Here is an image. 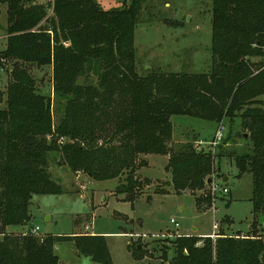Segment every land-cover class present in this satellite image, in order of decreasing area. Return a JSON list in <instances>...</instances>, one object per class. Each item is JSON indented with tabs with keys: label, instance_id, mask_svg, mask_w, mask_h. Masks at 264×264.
Returning a JSON list of instances; mask_svg holds the SVG:
<instances>
[{
	"label": "trees",
	"instance_id": "16d2710c",
	"mask_svg": "<svg viewBox=\"0 0 264 264\" xmlns=\"http://www.w3.org/2000/svg\"><path fill=\"white\" fill-rule=\"evenodd\" d=\"M36 1L0 0L8 6L3 54L14 61L6 107L0 108V264H57L59 240L73 241L79 254L100 264H115L103 234L39 238L32 233L33 196L64 193L52 177L50 153H60L73 173L118 179L116 192L132 203L151 182L138 173L149 154L169 156L167 170L177 193L206 190L220 167L192 143H170L173 115L242 116L251 148L230 155L239 177L252 174L254 220L245 236H177L171 240L175 255L170 264H264V237L257 233L258 216L264 214V0H212L209 72L151 70L144 75L138 72L135 48L142 0H124L123 8L111 10L95 0ZM48 7L53 15L42 25ZM20 61L54 64V89L70 97L58 126L52 121V98L37 91ZM88 64L97 82L79 83ZM3 95L0 89V102ZM10 226L30 231L15 234Z\"/></svg>",
	"mask_w": 264,
	"mask_h": 264
},
{
	"label": "rangeland",
	"instance_id": "374dc122",
	"mask_svg": "<svg viewBox=\"0 0 264 264\" xmlns=\"http://www.w3.org/2000/svg\"><path fill=\"white\" fill-rule=\"evenodd\" d=\"M49 1L37 0L36 3L48 5ZM95 2L103 10L123 8L125 5L124 0ZM52 7H48L42 25H46V19L53 15ZM212 14V0H142L140 20L135 31L138 72L142 75L151 70L209 72L212 67ZM8 26V6L0 4V89L4 92L0 108L6 107L7 85L14 64L3 54L8 45ZM20 63L33 77L37 91L52 98V121L54 127L58 126L70 97L54 89V64L38 66L31 62ZM89 65L85 66L79 83L97 82V73ZM260 99L264 100V96ZM171 120L173 135L170 143L175 147L192 143L198 152L210 153L214 159L213 167H220L219 174H216L218 171L213 172L211 178L227 186L229 193L213 195L209 185L206 190H198L195 194L189 190L177 193L171 182L172 175L167 170L166 155L152 154L146 159L147 165L138 170L141 178H148L151 182L143 191H137L139 195L132 203L125 199L126 194L116 192L118 179L96 180L81 172L77 180L78 172H71L61 161V154L50 153L52 177L62 185L64 193L33 196L29 226L32 229L40 227L35 234L41 238L50 234L73 235L94 230L105 235L115 264H170L175 255L171 240L181 233L211 234L214 221L222 226L220 232L226 235L240 232L245 236L251 233L254 220L253 177L249 172L239 177L235 157L230 155L251 148L242 116L224 115L220 120H206L173 115ZM219 122H224L228 130L221 144L214 146L211 141ZM221 153L224 154L222 157ZM225 176L228 177L226 181ZM208 195L210 202L201 200L197 203L199 196ZM173 219L180 224L178 228ZM8 231L27 233L30 227L10 226ZM257 233L264 237L263 213L258 216ZM54 248L59 257L57 264H100L79 254L71 240H59ZM165 251H168L167 259L163 258Z\"/></svg>",
	"mask_w": 264,
	"mask_h": 264
},
{
	"label": "built area",
	"instance_id": "2783aa9c",
	"mask_svg": "<svg viewBox=\"0 0 264 264\" xmlns=\"http://www.w3.org/2000/svg\"><path fill=\"white\" fill-rule=\"evenodd\" d=\"M227 130H228V128H227L226 124L224 122H219L217 124L216 129H215L214 137L211 141V145L218 146L219 144H221L223 139L226 137ZM61 140H63V139H61ZM200 144H203V141H200ZM78 173H81V171H78ZM84 187H82V188H84ZM209 189L213 195L229 193V188L227 186L221 184L218 180H215V179H212V182L209 184ZM172 222L175 223L177 228L180 226V224L177 221H175L174 219L172 220ZM87 228H88V226H87ZM39 230H40V227L35 226L32 229V233L35 234V233L39 232ZM220 233H221L220 232V224L217 221H214L213 232L211 234L206 235V236H209L215 240L217 237L220 236Z\"/></svg>",
	"mask_w": 264,
	"mask_h": 264
},
{
	"label": "crops",
	"instance_id": "0c3cea01",
	"mask_svg": "<svg viewBox=\"0 0 264 264\" xmlns=\"http://www.w3.org/2000/svg\"><path fill=\"white\" fill-rule=\"evenodd\" d=\"M215 127H217V125L215 126ZM149 155H152V154H149ZM166 157H167V159H169V156L168 155H166ZM143 158L146 160L147 158H148V155H144L143 156ZM79 176H81V173H78V177H75L77 180H78V178H79ZM225 177H227V176H225ZM224 177V178H225ZM227 179H228V177H227ZM80 183V182H79ZM222 228V226L220 227V231L223 229H221ZM194 230H196V228H194ZM85 233H89V234H98V232H96V231H94V230H92V231H90V232H85ZM102 234V233H101ZM181 234H190L191 235V233L190 232H185V233H181ZM208 234H210L209 232H202V233H200V234H198V236H206V235H208Z\"/></svg>",
	"mask_w": 264,
	"mask_h": 264
},
{
	"label": "water",
	"instance_id": "95a60500",
	"mask_svg": "<svg viewBox=\"0 0 264 264\" xmlns=\"http://www.w3.org/2000/svg\"><path fill=\"white\" fill-rule=\"evenodd\" d=\"M90 176V175H89ZM227 180V177H225L224 178V181H226ZM212 182V178H209L208 180H207V184L209 185L210 183ZM168 232H171L170 230L168 231ZM91 258V257H90ZM92 259V258H91ZM87 264V263H86Z\"/></svg>",
	"mask_w": 264,
	"mask_h": 264
}]
</instances>
